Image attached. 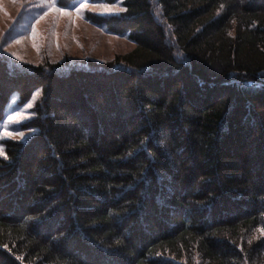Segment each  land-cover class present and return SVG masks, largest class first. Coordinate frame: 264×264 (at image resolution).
<instances>
[{
  "label": "trees",
  "instance_id": "16d2710c",
  "mask_svg": "<svg viewBox=\"0 0 264 264\" xmlns=\"http://www.w3.org/2000/svg\"><path fill=\"white\" fill-rule=\"evenodd\" d=\"M75 0H60L68 6ZM120 1L107 63L0 53V264H264V0Z\"/></svg>",
  "mask_w": 264,
  "mask_h": 264
},
{
  "label": "rangeland",
  "instance_id": "374dc122",
  "mask_svg": "<svg viewBox=\"0 0 264 264\" xmlns=\"http://www.w3.org/2000/svg\"><path fill=\"white\" fill-rule=\"evenodd\" d=\"M123 11L120 1L108 5L102 1L76 0L62 6L60 0H0V53L32 65L45 59L70 65L84 60L110 62L131 52L136 45L127 35L111 33L105 26L93 23L90 14L119 15ZM34 93L23 105L15 95L5 106L0 119V152L5 139L25 140L35 133L21 128L34 116L33 107L41 95L40 90ZM17 113L19 119L8 121L10 115L15 117Z\"/></svg>",
  "mask_w": 264,
  "mask_h": 264
},
{
  "label": "snow or ice",
  "instance_id": "6c2138e0",
  "mask_svg": "<svg viewBox=\"0 0 264 264\" xmlns=\"http://www.w3.org/2000/svg\"><path fill=\"white\" fill-rule=\"evenodd\" d=\"M81 7H84V5H81ZM60 11H63V9H60ZM33 95L35 96L36 93H34ZM28 106H30V105H28ZM19 117H20V114H19V113H17V114L15 115V117L12 116V115H10V116L8 117V121H12L14 118H15V119H19ZM6 124H7V122H4V126H6ZM20 135H23V134L21 133ZM0 155H3V153L0 152ZM261 231L264 232V229H261Z\"/></svg>",
  "mask_w": 264,
  "mask_h": 264
}]
</instances>
